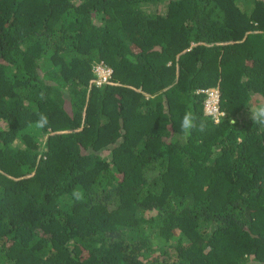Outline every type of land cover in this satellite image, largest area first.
<instances>
[{
	"label": "trees",
	"instance_id": "1",
	"mask_svg": "<svg viewBox=\"0 0 264 264\" xmlns=\"http://www.w3.org/2000/svg\"><path fill=\"white\" fill-rule=\"evenodd\" d=\"M258 105L264 0H0V264H264Z\"/></svg>",
	"mask_w": 264,
	"mask_h": 264
},
{
	"label": "clouds",
	"instance_id": "2",
	"mask_svg": "<svg viewBox=\"0 0 264 264\" xmlns=\"http://www.w3.org/2000/svg\"><path fill=\"white\" fill-rule=\"evenodd\" d=\"M104 69L110 70V78H111V73H112L111 69H109L107 67H104ZM110 78H108V80ZM97 80H98V76H97ZM41 99H43V96H41ZM250 112H251V119L254 122V124L264 126V105H258L257 107L252 109ZM229 123L235 124L236 121L233 119V120H230ZM47 125H48V117L44 114H40L39 119L36 121L35 127L39 128V129H43ZM180 127L182 130V133L185 136H189L193 129L198 128L200 131H204L203 122H200L198 124L197 123V117L195 116V114L192 111H186L184 113L182 120H181ZM72 196L76 201H81L84 198L83 191L80 190L79 188L73 191Z\"/></svg>",
	"mask_w": 264,
	"mask_h": 264
},
{
	"label": "built area",
	"instance_id": "3",
	"mask_svg": "<svg viewBox=\"0 0 264 264\" xmlns=\"http://www.w3.org/2000/svg\"><path fill=\"white\" fill-rule=\"evenodd\" d=\"M95 73L98 76L96 85L100 86L108 82L110 78V70L104 69L103 66H97ZM207 99L205 101V112L208 116H211L215 122L219 121V116L223 114L219 110V92L217 90L206 91Z\"/></svg>",
	"mask_w": 264,
	"mask_h": 264
}]
</instances>
